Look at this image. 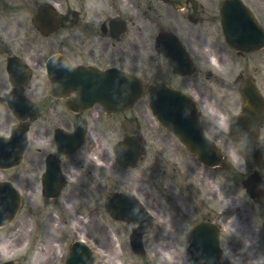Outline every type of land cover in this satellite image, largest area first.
Segmentation results:
<instances>
[{"label": "flooded vegetation", "instance_id": "obj_1", "mask_svg": "<svg viewBox=\"0 0 264 264\" xmlns=\"http://www.w3.org/2000/svg\"><path fill=\"white\" fill-rule=\"evenodd\" d=\"M63 15H62V26L60 30L54 32L52 35L46 36L45 43H49L51 46L60 45L65 49L71 56L70 60L73 63H97L99 66L102 64L98 61L101 58L110 59V62L115 63L116 56L118 54L122 55V59L132 63L133 56L131 50H128V47L125 43L116 45V42L122 39L124 34L116 40L113 37V32L109 29L108 21L103 25L100 24V29L90 26L89 23L85 21H79V14H74L73 10H69L67 0H63L60 5ZM66 9H65V8ZM1 37V36H0ZM33 39V38H29ZM2 43V45H1ZM0 43V50L4 53H8L10 44L7 41ZM31 42L29 40L24 42V50L29 51ZM18 45L21 48L22 53L28 54L23 51L21 46V41L18 42ZM131 49V46H129ZM32 58L35 61H38L40 58L36 57V54L32 55ZM119 64L122 65L121 61ZM105 67V66H101ZM0 76H2L1 64H0ZM0 85H3V80L0 77ZM72 116V115H71ZM78 119V118H77ZM76 120V117H70L68 114H64L60 117V122H63L65 125H72ZM65 172L69 173V170L66 168ZM78 194V192L74 191ZM198 217L206 218L202 212H198Z\"/></svg>", "mask_w": 264, "mask_h": 264}, {"label": "rangeland", "instance_id": "obj_2", "mask_svg": "<svg viewBox=\"0 0 264 264\" xmlns=\"http://www.w3.org/2000/svg\"><path fill=\"white\" fill-rule=\"evenodd\" d=\"M154 25V24H153ZM201 93V92H200ZM206 102V100H205ZM207 103V102H206ZM145 118V124L146 127H148L147 122L150 121V118L147 116H144ZM157 138L158 141H163V142H168L167 140H165L164 138L161 137V135H157L155 136ZM260 140L264 142V130L261 133L260 136ZM167 145V143H164ZM228 149H230V147H228ZM263 153H264V145H263ZM245 151V150H244ZM243 153V152H242ZM230 159V158H229ZM242 161L240 158L238 159L239 165L242 164ZM197 171V170H196ZM202 172H206L207 175V170L204 171L202 169ZM197 173V172H196ZM209 173H212V171H209ZM213 175V173H212ZM212 175H210V181L211 183H214L213 177ZM223 189L226 192V196H227V207H228V224H232L234 225L233 227H237L238 228V232L241 233L243 236H246L249 239H259V227H258V217H257V211L255 206L252 204V202H250L246 196H244V194L241 192V190L239 189L238 186H236L234 183L229 181H225L224 183V187ZM235 201L234 203L232 201ZM234 210H238L237 212ZM233 215V216H232ZM89 226L85 227L83 230L84 233L90 234L91 236H93L94 239H96L97 241H95L100 247H105V249L108 252L114 253L113 252V248H112V243L114 244V240L111 238V236L106 233V237L107 239L104 237V239L102 238L101 235L105 234V229L100 228H91ZM61 230L58 229L57 233L59 236V232ZM62 232V231H61ZM228 232V231H227ZM254 232V235H252ZM262 235V234H261ZM108 240V241H107ZM160 247V245H156L153 244L152 246H150V255L152 258L151 262L152 264H176V261L173 258H177L176 252H174V250L171 248V245L169 246H164L161 247L160 249H158ZM158 251V255H154V253ZM54 250L56 251H52L54 252V255L52 254V264H56L58 261H54V258H57V254H58V246L56 245L54 247ZM165 252V253H163ZM167 253V254H166ZM163 254L164 256L168 257L169 259L166 258L165 262H161L160 255ZM175 255V256H173ZM107 258H109V256H107ZM116 259V257H115ZM114 262V260H113ZM172 262V263H171Z\"/></svg>", "mask_w": 264, "mask_h": 264}]
</instances>
